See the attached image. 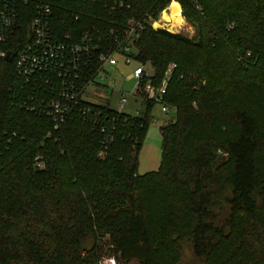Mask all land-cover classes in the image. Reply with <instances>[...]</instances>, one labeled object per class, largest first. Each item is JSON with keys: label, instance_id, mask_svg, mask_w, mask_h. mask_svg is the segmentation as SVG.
Here are the masks:
<instances>
[{"label": "trees", "instance_id": "16d2710c", "mask_svg": "<svg viewBox=\"0 0 264 264\" xmlns=\"http://www.w3.org/2000/svg\"><path fill=\"white\" fill-rule=\"evenodd\" d=\"M175 1L193 38L147 22L172 0L20 7L0 47L12 55L0 57V264H91L105 239L116 264H185L186 248L198 264H264V0ZM39 2L53 5L57 33L77 38L138 20L137 61L158 76L177 66L165 96L176 119L161 128L157 173L137 174L155 105L144 96L137 117L99 107L115 120L104 159L99 129L78 118L55 129L18 104L33 93L18 86L15 64Z\"/></svg>", "mask_w": 264, "mask_h": 264}, {"label": "built area", "instance_id": "2783aa9c", "mask_svg": "<svg viewBox=\"0 0 264 264\" xmlns=\"http://www.w3.org/2000/svg\"><path fill=\"white\" fill-rule=\"evenodd\" d=\"M30 1L0 0V47L14 35L20 20V7L27 6ZM118 7L122 8L123 4ZM162 13L158 20L146 15L154 30H157L155 25L161 20ZM52 17L53 5L36 3L30 27L32 41L17 52L15 64L18 86L33 88V93L17 98L19 105L48 118L55 129L76 118L99 129L103 136L101 159L107 156L115 141V120L103 118L99 108L109 107L107 97L102 93L107 88L105 81L112 80L109 68L116 67L120 61L126 67H133L127 80L136 81L135 94L161 105L165 114L176 111L165 101V96L177 66L170 64L158 82L155 69L139 63L134 56L136 43L144 30L142 22L131 19L122 29H97L95 33L86 32L77 38L57 33ZM6 56L0 50V57ZM126 103L123 95L116 111L118 116L125 115Z\"/></svg>", "mask_w": 264, "mask_h": 264}, {"label": "rangeland", "instance_id": "374dc122", "mask_svg": "<svg viewBox=\"0 0 264 264\" xmlns=\"http://www.w3.org/2000/svg\"><path fill=\"white\" fill-rule=\"evenodd\" d=\"M183 19L185 25L182 29L170 31L169 28L164 27V30L173 34H181L186 37L193 38L195 36V28L188 23L184 17ZM155 28L157 30L160 29L156 26ZM150 67L156 71V68L152 66ZM108 70L112 80L105 81V86L107 88H104V92L102 93L105 98L107 97L108 101L106 104L109 108L113 111H117L119 107V100L124 95L127 99V103L123 108L124 114L130 117H137L138 115L143 114L144 105L141 98L135 94L136 81L133 79L127 80V76L130 74L132 67H124L121 64V66L117 68H109ZM157 74L158 71H156V75ZM163 76L164 73L159 74L157 78L158 82L161 81ZM175 119L176 111H171L168 114H165L162 112L161 105L155 104L152 106L151 122L138 155V175L144 176L147 174L157 173L160 170L163 155L161 128L170 122L175 121ZM90 247L91 243L88 245V248ZM184 263L198 264L191 257V253L187 248L185 250ZM91 264H116L113 257L110 255V248L107 244V239L98 242L95 252L91 255Z\"/></svg>", "mask_w": 264, "mask_h": 264}, {"label": "bare ground", "instance_id": "6f19581e", "mask_svg": "<svg viewBox=\"0 0 264 264\" xmlns=\"http://www.w3.org/2000/svg\"><path fill=\"white\" fill-rule=\"evenodd\" d=\"M166 26L170 31L182 29L184 19L181 15V6L177 2H172L169 8L163 11L161 20L156 23V27Z\"/></svg>", "mask_w": 264, "mask_h": 264}, {"label": "crops", "instance_id": "0c3cea01", "mask_svg": "<svg viewBox=\"0 0 264 264\" xmlns=\"http://www.w3.org/2000/svg\"><path fill=\"white\" fill-rule=\"evenodd\" d=\"M121 64L123 65V63L120 61L119 64H118L116 67H114V68H117V67L121 66ZM123 66H124V65H123ZM124 67H126V66H124ZM132 70H133V67H132ZM132 70H131V72H132ZM131 72H130V74H131ZM130 74H129V75H130ZM129 75H128V76H129ZM128 76H127V77H128Z\"/></svg>", "mask_w": 264, "mask_h": 264}, {"label": "water", "instance_id": "95a60500", "mask_svg": "<svg viewBox=\"0 0 264 264\" xmlns=\"http://www.w3.org/2000/svg\"><path fill=\"white\" fill-rule=\"evenodd\" d=\"M11 57H12V55H10V54H7V56H6V59H7V60H10V59H11Z\"/></svg>", "mask_w": 264, "mask_h": 264}]
</instances>
